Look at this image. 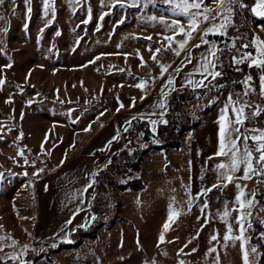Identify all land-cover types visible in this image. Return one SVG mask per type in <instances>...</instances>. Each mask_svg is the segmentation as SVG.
<instances>
[{
	"label": "rangeland",
	"instance_id": "obj_1",
	"mask_svg": "<svg viewBox=\"0 0 264 264\" xmlns=\"http://www.w3.org/2000/svg\"><path fill=\"white\" fill-rule=\"evenodd\" d=\"M203 6L215 9L217 5L204 0ZM173 19L186 24L167 10L163 0L151 4L145 0L136 4L133 0H50L47 16L43 0H30L29 4L4 0L0 5V80L5 81L0 85V237L4 238L0 240V264H216L217 256L219 264H243L241 241L223 239L229 224L230 235H240L239 213L231 211L239 206L236 185H241L247 199H254L255 207L262 208L264 201L259 200H264V182L253 176L223 187L227 182L217 179L215 168L222 158L215 157L207 146L203 154L199 150V166L191 171L182 170L181 152L170 148L143 155L137 172L113 174L102 194L110 198L111 211L102 214L100 227L94 229L93 223L86 229L91 220L92 188L90 191V184L82 179L89 182L109 164L112 155L130 151L127 134L131 125L142 121L150 134H156L158 124L164 122L166 98L182 87L199 88L189 84V79L204 80L196 69L215 45L214 35L204 37L209 41L205 45L200 44V34H194L190 46L176 56L167 50L164 40V36L174 35L166 26ZM250 28L253 42L264 41V23ZM176 39L183 36L176 35ZM195 44L200 47L191 46ZM253 46L256 56L257 45ZM157 48L161 51L156 52ZM142 51L148 52V58L141 57ZM132 53L146 60L145 80L133 82L129 94L134 98H126L138 101L114 114L118 105L110 94L116 83L109 79V67L126 63ZM154 53L156 60L152 59ZM161 64L169 65L163 75ZM214 71L218 72L217 65ZM261 74L260 69L255 82L259 93ZM211 79L208 76L204 84ZM141 81L146 82L143 89L136 87ZM248 86L249 82L244 91ZM250 86L254 89V84ZM230 95L236 100L230 91L220 92L202 128L218 125ZM260 96L258 104L246 101L264 107V96ZM228 114L231 116L230 109ZM253 128H264V124H244L241 131ZM191 137V131L180 136L184 147ZM81 148L79 156L89 155L87 162L79 158L67 161ZM138 175L144 184L141 190L120 192L115 187ZM213 184L221 186L200 194ZM205 203L208 207L201 211ZM225 204L231 212L227 223L220 218ZM172 209L180 215L170 222ZM250 211V223L259 220L264 228V212ZM166 223L169 228L164 231ZM248 229L244 249L249 252V264H258L259 251L251 253L255 246L249 241ZM213 235L216 240H211ZM66 243L77 245L70 249L59 246ZM211 248L216 251L209 253ZM13 256L19 259L13 260Z\"/></svg>",
	"mask_w": 264,
	"mask_h": 264
},
{
	"label": "snow or ice",
	"instance_id": "obj_2",
	"mask_svg": "<svg viewBox=\"0 0 264 264\" xmlns=\"http://www.w3.org/2000/svg\"><path fill=\"white\" fill-rule=\"evenodd\" d=\"M30 0H25L26 4H29ZM138 0H133V4H136ZM217 5L215 9L211 7H206L204 5V0H163V4L167 6V10L176 17H181L186 20V24H182L180 19H173L171 24L166 25L170 31L174 33L171 36H164V40L168 44V49L171 50L176 56H180L181 52L186 49V46L189 45V41L194 38V34H200V44H209V41L204 39L205 36L212 35H224L226 34L227 27L231 24V16L234 11V7L243 6L242 0H213ZM4 3V0H0V5ZM153 0H145V4H151ZM44 4V15L47 16L49 11L50 0H43ZM124 5L121 4V7ZM257 8L260 10L257 11ZM257 8H253L252 11L257 15L264 17V0H257ZM28 12H31V8L27 9ZM215 12L216 16L221 17V22L219 24L212 23L216 19V16H213L212 13ZM55 15L53 9V16ZM103 18V17H101ZM152 20H155V17H151ZM88 21H85L87 23ZM163 22V21H161ZM51 23V21H49ZM209 23L210 26L207 28L201 27V25ZM57 35H60L57 32ZM176 35L183 36V39L177 40ZM147 39H151L148 37ZM257 45L256 52L257 55L254 56L252 53H244L239 58L234 57V62L236 64L244 63L245 61L249 62V66H255L262 70V74L259 77L260 81V95L264 96V41L257 39L254 41ZM173 44L178 47H173ZM200 44L191 45L194 47H200ZM235 46V45H233ZM247 47V45H245ZM161 48H157L156 52H160ZM219 51L213 45L208 49V56L202 57V63L200 67L196 69L203 77L204 80L211 76L213 79L220 76V72L214 71L216 67L215 59H209V56L215 57L216 53ZM99 59V57H97ZM152 59L156 60L155 53L152 55ZM142 66L143 59L141 58ZM188 62H191V57H188ZM10 67V65H9ZM169 65L161 64V75L167 72ZM177 72L180 71L179 68L176 69ZM191 76V73L189 74ZM252 77L249 76L245 80V84H248L251 81ZM204 80L192 81L188 80L189 84H195L198 87H207L204 84ZM5 81L0 80V85ZM173 83L172 79L169 78L168 84ZM146 85L145 81H141L140 84H137L136 87L143 89ZM254 91L249 85L242 96H247L250 92ZM166 95V93H164ZM123 107V105H121ZM160 107H163L161 104ZM254 108V111L246 114V109ZM229 109L231 110V116L228 114ZM264 113V107L254 106L250 102L243 100L241 97H238L236 100L232 99L230 95L228 101L225 104L224 109L221 110L220 116L218 118L219 125V147L218 151L214 154L215 157L222 158L223 162L217 163L215 165L216 171L219 173L217 179L221 181H226L227 183L223 184V187H227V184L235 183L237 179L249 180L253 176L261 178V181L264 182V128H253L245 129L241 131V127L245 124V121L252 116L260 115ZM166 122V121H165ZM155 123V121H153ZM88 130V129H86ZM116 139V137H113ZM251 141V145L250 142ZM43 147V145H42ZM20 155H23L21 152ZM27 163V161H25ZM63 163V161H61ZM40 171H43L41 169ZM242 172V176L237 177L236 173ZM2 179V175H0ZM91 185H89L90 187ZM221 186L213 184L211 188L203 189L200 193L201 195H206L207 192L212 191V189ZM236 187L240 189L237 196L235 197V202L238 204V207L233 208L231 211L238 212L239 215L236 217V223L239 225L240 235H230L232 232V227L229 224L227 231L223 237L224 241H241V249L243 252V264H249V252L244 249V245L247 242L244 233L247 228L251 227V209L254 207V199H247L246 193L242 190L241 185L237 184ZM86 190V189H85ZM252 196H255V193H252ZM243 197V199H242ZM189 209L192 205V199L188 201ZM208 207L207 203L204 204L201 211H204ZM231 214L228 210L227 204H225V210L223 215L220 217L222 220L227 223V217ZM180 215L175 209L171 210V215L169 216V221H173L174 218ZM247 222V228L245 223ZM71 223V221H68ZM264 223V222H262ZM169 224L164 225V231H167ZM264 236V234H262ZM3 237H0V240H3ZM217 236L213 235L211 240H216ZM160 242H164V234L161 233L159 237ZM13 244L16 242L13 241ZM26 247V246H25ZM182 251V250H181ZM193 251H196L193 249ZM215 248L209 249V253L215 252ZM251 253L255 254L257 252L256 248H251ZM13 260L19 259V257H11ZM23 264V262H21ZM180 264H184L183 261H180ZM216 264H219V256H217Z\"/></svg>",
	"mask_w": 264,
	"mask_h": 264
},
{
	"label": "trees",
	"instance_id": "obj_3",
	"mask_svg": "<svg viewBox=\"0 0 264 264\" xmlns=\"http://www.w3.org/2000/svg\"><path fill=\"white\" fill-rule=\"evenodd\" d=\"M252 3L253 0H242V7H234L231 24L225 30L226 34L212 36L215 47L219 49L213 59H215L218 72L221 75L215 79H211L206 84L207 87H182L173 91L166 98L164 122L158 124L156 134H150L147 126L142 121L137 122L136 126L131 125L127 134V145L130 151H120L117 155H112L109 164L95 172L92 179V195L89 202L91 220L86 228L87 230L94 226L93 223H95L94 229L100 227L103 221L101 218L102 214H107L111 211L108 205L111 202L110 198L107 199L102 194L106 192L104 188L106 184L112 181L111 176L113 174L125 170L129 174L137 172L144 159L143 155L152 150L166 151L170 148H178L180 146V136L184 132L203 124L206 114L214 108L216 98L221 91L228 90L235 99L241 97L246 101V96H242L244 88L247 85L244 82L247 77L251 76L252 79L249 81V85H256V76L260 68L249 66L248 61L236 64L234 57L239 58L244 53H254V32L250 26L255 27L263 24L264 17H256L251 13L250 8ZM213 16H216L215 12ZM127 18L128 16H126L125 20ZM214 22L219 24L221 17L216 16ZM252 111H254V108H248L246 109V114ZM263 122L264 113H261L247 119L245 125L260 127ZM143 186L144 184L140 175L133 176L123 183L115 184V187L120 192L125 190L136 192L141 190ZM262 201L264 200L260 198L259 203H262ZM100 205L103 207L100 208ZM253 210L264 212V203L262 204V208L254 206ZM248 232L250 243L259 251L258 264H264V236H262L264 228L260 224V221H252ZM76 245L75 243H66L59 246L70 249Z\"/></svg>",
	"mask_w": 264,
	"mask_h": 264
},
{
	"label": "crops",
	"instance_id": "obj_4",
	"mask_svg": "<svg viewBox=\"0 0 264 264\" xmlns=\"http://www.w3.org/2000/svg\"><path fill=\"white\" fill-rule=\"evenodd\" d=\"M253 8H257V0H253V3L251 5L250 10L254 16L260 17V16H257L252 11ZM259 10L260 9L257 8V11H259ZM127 21H129V19ZM140 55H141V57L144 56L145 58H148L149 54H148V52L142 51V53ZM145 61L146 60L143 59V66H142L141 58H139L136 54L132 53L131 57L127 59L126 63H122V64L119 63L116 65H111V67H109L112 69V72L110 73L109 79L115 80V83H116V89L112 90L114 92H112L110 94V99L115 104L118 105V108L114 109V111H113L114 114L120 110L126 109L127 106H132V104H134L138 101V100L132 101V98H134V97H133V95L130 96L131 94H129V93H130L131 89H133L132 88L133 82H136L137 80H145L146 74H145L144 65L147 64ZM101 68H105V67H100V69ZM133 79H136V80L134 81ZM256 87H257V85H256ZM128 96H130L132 98H129L128 99L129 101H126V98H128ZM142 97H140L139 100ZM122 98H125V99L123 100ZM121 105H123V107H121ZM201 125L190 130L192 137L189 139V141L187 142L185 147L183 146L184 142L180 138V146L178 148H173V150L181 152L180 154L178 152H176V153H178L179 157L182 158V162H181L182 170L188 169L189 171H191V167L199 166V163H198V161L200 160L199 159V154H200L199 150H202L201 154H203V151H205V148H204L205 146L209 147V152H210V148H212L214 154L218 151V147H219V138H218L219 125L214 124V125L210 126L209 128H202ZM88 143L89 142H86L85 145H88ZM210 146H212V147H210ZM81 151H82V148L80 150L75 151L73 153V155L67 159V161L69 160V162H71L72 160L79 158V159H83V160H85V162H87V160L90 159V158H88L89 155H85L83 157H80L79 152H81ZM166 151H168V150H166ZM178 154H174V155H178ZM82 181H86L87 183H89L91 185L89 187L90 191H91V188H92L91 177H90L89 182L86 178H83ZM88 195L90 196V193Z\"/></svg>",
	"mask_w": 264,
	"mask_h": 264
},
{
	"label": "built area",
	"instance_id": "obj_5",
	"mask_svg": "<svg viewBox=\"0 0 264 264\" xmlns=\"http://www.w3.org/2000/svg\"><path fill=\"white\" fill-rule=\"evenodd\" d=\"M257 87L254 85V91L250 92L246 98L247 100H250L254 104H258L261 100L260 93L256 89Z\"/></svg>",
	"mask_w": 264,
	"mask_h": 264
}]
</instances>
